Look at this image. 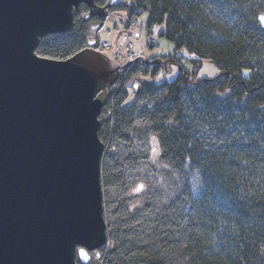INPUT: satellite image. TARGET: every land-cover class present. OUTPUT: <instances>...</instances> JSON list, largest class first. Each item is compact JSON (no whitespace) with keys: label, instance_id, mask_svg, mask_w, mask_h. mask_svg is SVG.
Segmentation results:
<instances>
[{"label":"trees","instance_id":"16d2710c","mask_svg":"<svg viewBox=\"0 0 264 264\" xmlns=\"http://www.w3.org/2000/svg\"><path fill=\"white\" fill-rule=\"evenodd\" d=\"M129 9L134 16L148 13L149 28L165 24L162 36L176 51L124 75L101 115L105 191L127 184L123 164L107 154L112 139L130 150L153 139L159 151L160 211L140 206L136 212L154 221L153 239L125 246L127 237L119 235L108 263L121 264L136 250L142 264H264V32L258 23L264 0H135ZM80 11L75 29L41 41L40 56L68 60L88 46L92 19L83 18L85 5ZM188 54L225 71L198 79L183 69L163 83L139 73L155 65V76ZM139 87L150 94L141 111ZM137 121L147 129L135 131Z\"/></svg>","mask_w":264,"mask_h":264},{"label":"water","instance_id":"95a60500","mask_svg":"<svg viewBox=\"0 0 264 264\" xmlns=\"http://www.w3.org/2000/svg\"><path fill=\"white\" fill-rule=\"evenodd\" d=\"M83 5L104 20L124 1L0 0V264H91L109 242L100 116L129 65L96 40L68 60L38 53Z\"/></svg>","mask_w":264,"mask_h":264},{"label":"rangeland","instance_id":"374dc122","mask_svg":"<svg viewBox=\"0 0 264 264\" xmlns=\"http://www.w3.org/2000/svg\"><path fill=\"white\" fill-rule=\"evenodd\" d=\"M132 1L135 0H126V4L124 6L120 7L119 10L110 12L109 16L104 20H101L100 18H93L90 22V37L96 40L99 39L101 42L111 41L114 46L113 49H115L117 45L116 36H121V34H124L125 32L127 23L126 17L130 15L129 7ZM136 19L137 20H135L132 29L134 32H138V37L128 38L129 41H135L136 52L139 50L145 51V56L148 59L154 60L175 55L176 47L174 42L167 36H162V34L166 31L165 24L155 25L156 32L154 35L156 37L157 44L154 48H150L148 47L147 40L149 35V14L142 13V15L137 16ZM125 35L126 34H124L123 37H125ZM123 41L127 42L125 38H123ZM105 54L110 56L112 54V47L110 51H105ZM183 54L186 55L185 52H180V55ZM187 57L191 60V64H195L194 62H203L202 66L198 69L195 75L198 79H212L220 74L219 69H217L210 61L197 60L193 56H190V54H188ZM259 60L263 61L260 57L257 58L256 61ZM154 67L155 65H152L148 74H144L141 77L152 83H163L166 81L176 80L180 72L178 66H173L170 69L162 68L158 70L159 73L154 76L152 74ZM142 72L146 73L145 67ZM130 94H132L131 88ZM139 95L141 96L139 99V111H141L143 107L146 106V103H150V94L146 91V89L139 87ZM105 123L106 122H104L103 126L106 125ZM134 127L135 131L147 129L146 123L142 121H137ZM150 131L151 128H149V132ZM157 147L158 144L154 142L153 139L137 142L134 150H130L118 143L116 139H112L110 142L107 154L115 161L123 164L126 171L125 176L127 184L123 188H112L104 191V205L106 206L105 217L108 226L109 243L103 249L99 250L102 255L101 264H109L108 261L110 259L114 260L113 252L119 248L117 247L119 242L117 241V238L119 235L127 237L125 239V246H129V242L135 238L138 241H143L144 243L147 242L146 239H153L152 234L155 227L154 221L150 218H138L136 215L140 214L136 212L140 206L142 208L143 206H147L148 209H151L152 206L153 208H156V211H160L159 197H156L157 193H159L156 170V161L159 154ZM135 159H139L140 161L137 163ZM140 186L143 187L141 188ZM138 188L140 189L139 191L137 190ZM193 190L197 193L196 189ZM142 245L143 244H140V246ZM125 246L120 248V250L127 251ZM136 256H138V253L134 250L121 264H142L136 261ZM94 259L97 263L98 259H96L95 255Z\"/></svg>","mask_w":264,"mask_h":264},{"label":"bare ground","instance_id":"6f19581e","mask_svg":"<svg viewBox=\"0 0 264 264\" xmlns=\"http://www.w3.org/2000/svg\"><path fill=\"white\" fill-rule=\"evenodd\" d=\"M98 1V0H97ZM119 1V0H118ZM122 1H124V5L126 4V0H122ZM106 4H107V0H106ZM105 4V5H106ZM105 5H103V6H105ZM124 5H122V6H124ZM122 6H120V7H122ZM120 7H116V8H114V9H116V10H119L120 9ZM114 9L113 10H111L110 12H113L114 11ZM140 12L137 10L136 11V13L135 14H139ZM260 13H264V10H261V12ZM137 15H132V14H130L129 16H127L126 17V21H127V23H126V28H125V32H124V34H126L125 35V37H123V35L124 34H121V36H118L117 37V39H116V42H117V45H116V47H115V49H113L114 48V46H113V44H112V42L110 41H105V42H101V45H100V49H97V50H99V51H102V52H104L105 53V50H103V48H102V46H103V44L104 43H109V44H112V54L109 56L110 58H112V61H113V63H116V64H119V65H129L128 66V68L126 69V70H123V72L121 73L122 75L120 76V78H119V80L116 82V84L120 81V79H122L123 78V76L124 75H128V72H130L134 67H136V66H138L139 64H142V63H144L146 60H148V58L145 56V51H142V50H139L138 52H136L135 51V48H136V46H135V41H129L128 40V38L129 37H133V38H135V37H138V34H137V36H136V33H138V32H134V30L132 29L133 28V24L135 23V20H137L136 19V17H137ZM261 15V14H260ZM259 15V16H260ZM91 19H93V18H91ZM259 23V22H258ZM148 29H149V35H148V47H150V48H154V46L157 44V40H156V37H155V32H156V29H155V26H153V27H148ZM261 29H262V27H261ZM60 34H65V33H60ZM123 38H125L126 40H127V42H125V41H123ZM150 39H153V40H155V42H154V44H150ZM91 40H96V39H91ZM90 41V40H89ZM89 43V42H88ZM96 43H97V40H96ZM133 43V45H134V47H133V52H135V53H141L142 55H143V58H141V59H138V60H136L135 61V63L132 65L131 63H129V62H127L126 61V58H127V52H126V48H127V46L129 45V44H132ZM89 45V44H88ZM97 46V45H96ZM144 49V48H143ZM116 55H123L124 56V59H122V61H117L116 60ZM113 56V57H112ZM147 58V59H146ZM250 58V57H249ZM249 58H247L244 62H247L248 61V59ZM261 59H262V57H260ZM149 60H151V59H149ZM172 61V67L173 66H178L179 67V71H181V70H186L187 72L189 71L190 73H196L197 71H198V69H197V66H196V64H191V63H188L187 61H191V60H188V58H187V60L186 59H183V58H179V57H176V59H174V60H171ZM187 62V63H186ZM211 62V61H210ZM211 63H213L214 65H215V67L217 68V69H219V72H224L225 70L220 66L219 67V65H217L216 63H214V62H211ZM248 65V64H247ZM249 66V65H248ZM145 67V66H144ZM144 67H140V75L141 76H143L144 74L143 73H141L142 71H143V69H144ZM116 84H115V86H116ZM115 86H113V87H115ZM137 88L138 87H136V90H137ZM113 89V88H112ZM111 89V90H112ZM110 90V91H111ZM110 91H109V93H110ZM109 99H110V97H109ZM109 101V100H108ZM107 104V103H106ZM104 110V109H103ZM102 115V114H101ZM101 117V116H100ZM102 130V129H101ZM101 130H100V133L99 134H101ZM100 136V135H99ZM104 158V157H103ZM103 160V159H102ZM103 164V163H102ZM101 183H103V174H102V181H101ZM105 191V188H104V183H103V192ZM156 197L158 198L159 197V193H157V195H156ZM104 203H105V194H104V198H103V205H104ZM151 209L152 210H155L156 208L154 207H151ZM105 211H106V206L104 205V215H105ZM106 216V215H105ZM98 262L96 263V264H101L102 263V261L101 260H97ZM91 264H94L93 263V261L91 262Z\"/></svg>","mask_w":264,"mask_h":264},{"label":"built area","instance_id":"2783aa9c","mask_svg":"<svg viewBox=\"0 0 264 264\" xmlns=\"http://www.w3.org/2000/svg\"><path fill=\"white\" fill-rule=\"evenodd\" d=\"M155 40H151L150 39V44H154ZM112 47V44L109 43H104L102 48L105 51H110ZM133 43L129 44L126 48V52H127V58L126 61L131 63L132 65L135 63L136 60L143 58V55L141 53H135L133 52ZM122 59H124L123 55H116V60L117 61H122Z\"/></svg>","mask_w":264,"mask_h":264},{"label":"snow or ice","instance_id":"6c2138e0","mask_svg":"<svg viewBox=\"0 0 264 264\" xmlns=\"http://www.w3.org/2000/svg\"><path fill=\"white\" fill-rule=\"evenodd\" d=\"M258 19H259L260 25L264 26V15L260 16ZM45 59H47V57ZM246 74L247 73H245V75ZM140 187L142 188L143 186H140ZM137 190L139 191L140 189L138 188ZM73 251L75 255L79 256V258L83 260H88L89 257H88L87 252H85L84 248H80L78 251H76L75 244H73Z\"/></svg>","mask_w":264,"mask_h":264},{"label":"flooded vegetation","instance_id":"af4514ba","mask_svg":"<svg viewBox=\"0 0 264 264\" xmlns=\"http://www.w3.org/2000/svg\"><path fill=\"white\" fill-rule=\"evenodd\" d=\"M106 4V3H105ZM116 9H114V11H115ZM93 263L94 264H96V261H95V259H94V256H93Z\"/></svg>","mask_w":264,"mask_h":264},{"label":"crops","instance_id":"0c3cea01","mask_svg":"<svg viewBox=\"0 0 264 264\" xmlns=\"http://www.w3.org/2000/svg\"><path fill=\"white\" fill-rule=\"evenodd\" d=\"M137 34H138V33H136V36H137ZM117 37H118V36H116V38H117Z\"/></svg>","mask_w":264,"mask_h":264}]
</instances>
